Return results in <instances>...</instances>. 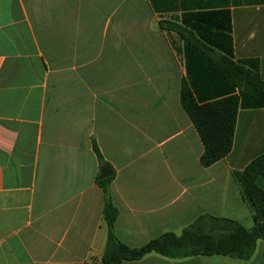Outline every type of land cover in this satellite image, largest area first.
<instances>
[{
	"label": "crops",
	"instance_id": "1",
	"mask_svg": "<svg viewBox=\"0 0 264 264\" xmlns=\"http://www.w3.org/2000/svg\"><path fill=\"white\" fill-rule=\"evenodd\" d=\"M191 35L264 79V0H0V264H98L103 164L127 245L203 213L254 225L239 175L264 151V94L240 95L231 150L204 166L181 80L199 101L240 89ZM121 264H264V238L246 260L151 251Z\"/></svg>",
	"mask_w": 264,
	"mask_h": 264
},
{
	"label": "trees",
	"instance_id": "2",
	"mask_svg": "<svg viewBox=\"0 0 264 264\" xmlns=\"http://www.w3.org/2000/svg\"><path fill=\"white\" fill-rule=\"evenodd\" d=\"M165 22L160 20V26L167 25L170 28L168 21ZM186 40L201 48L218 72L229 80L232 90L236 86L240 89V93L231 92L199 101L188 80H181L180 101L200 136L203 144L200 161L206 166L231 150L238 106L241 103L240 95L246 92L264 94V79L257 69L221 53L194 35L186 36ZM93 148L99 162L107 163L95 140ZM263 173L264 151L254 157L239 175L243 191L253 207V226L246 227L232 218L203 213L179 233L165 231L139 246L127 245L114 231L118 208L112 201L109 189L113 172L106 177H98L97 181L104 193L103 217L108 227L103 255L98 264H121L124 259L139 258L151 251L171 257L223 254L248 259L254 252L257 239L264 238V190L256 183L257 175Z\"/></svg>",
	"mask_w": 264,
	"mask_h": 264
},
{
	"label": "water",
	"instance_id": "3",
	"mask_svg": "<svg viewBox=\"0 0 264 264\" xmlns=\"http://www.w3.org/2000/svg\"><path fill=\"white\" fill-rule=\"evenodd\" d=\"M111 174V170L107 164H103L100 167L99 178L106 177Z\"/></svg>",
	"mask_w": 264,
	"mask_h": 264
}]
</instances>
